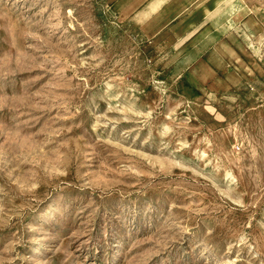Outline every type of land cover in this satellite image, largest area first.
<instances>
[{"label":"rangeland","instance_id":"obj_1","mask_svg":"<svg viewBox=\"0 0 264 264\" xmlns=\"http://www.w3.org/2000/svg\"><path fill=\"white\" fill-rule=\"evenodd\" d=\"M230 1L174 62L106 0H0V264H264V4Z\"/></svg>","mask_w":264,"mask_h":264},{"label":"crops","instance_id":"obj_2","mask_svg":"<svg viewBox=\"0 0 264 264\" xmlns=\"http://www.w3.org/2000/svg\"><path fill=\"white\" fill-rule=\"evenodd\" d=\"M229 1L106 0L120 22L136 30L143 41L151 45L166 46L163 50L169 51L167 59L174 62L182 61L195 52V39L205 29L197 34L195 30L220 5ZM232 2L230 1L212 23L229 15L227 10ZM251 3L262 6L264 0H252ZM234 15V20L239 19L238 21L242 22L247 19V16H240L238 12ZM255 18L258 21V17ZM209 27H211L210 23L207 25V28ZM194 63L195 57L182 69L191 68Z\"/></svg>","mask_w":264,"mask_h":264},{"label":"bare ground","instance_id":"obj_3","mask_svg":"<svg viewBox=\"0 0 264 264\" xmlns=\"http://www.w3.org/2000/svg\"><path fill=\"white\" fill-rule=\"evenodd\" d=\"M239 7H246V3L245 0H235L231 3L229 9L227 10L228 14L230 16L234 15V13L236 12L237 8Z\"/></svg>","mask_w":264,"mask_h":264}]
</instances>
